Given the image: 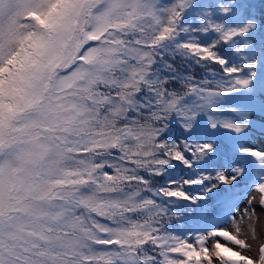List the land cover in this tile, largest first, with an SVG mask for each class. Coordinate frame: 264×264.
I'll return each instance as SVG.
<instances>
[{"label":"snow or ice","instance_id":"obj_1","mask_svg":"<svg viewBox=\"0 0 264 264\" xmlns=\"http://www.w3.org/2000/svg\"><path fill=\"white\" fill-rule=\"evenodd\" d=\"M0 264H264V0H0Z\"/></svg>","mask_w":264,"mask_h":264},{"label":"rangeland","instance_id":"obj_2","mask_svg":"<svg viewBox=\"0 0 264 264\" xmlns=\"http://www.w3.org/2000/svg\"><path fill=\"white\" fill-rule=\"evenodd\" d=\"M258 229H259V226H258ZM258 244H259V240L253 243V249H252V252L250 253V255H252L253 257H256L257 255V245Z\"/></svg>","mask_w":264,"mask_h":264}]
</instances>
